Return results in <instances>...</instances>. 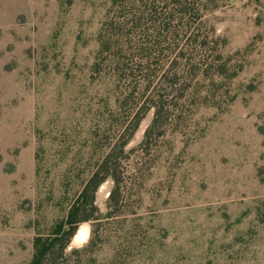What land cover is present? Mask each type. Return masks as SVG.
Returning <instances> with one entry per match:
<instances>
[{
	"label": "rangeland",
	"instance_id": "1",
	"mask_svg": "<svg viewBox=\"0 0 264 264\" xmlns=\"http://www.w3.org/2000/svg\"><path fill=\"white\" fill-rule=\"evenodd\" d=\"M111 1L0 0V264H29L111 151L121 193L100 186L102 220L81 223L58 264H264V0L212 1L216 92L203 81L149 148L146 113L125 156L102 50L133 0Z\"/></svg>",
	"mask_w": 264,
	"mask_h": 264
},
{
	"label": "trees",
	"instance_id": "2",
	"mask_svg": "<svg viewBox=\"0 0 264 264\" xmlns=\"http://www.w3.org/2000/svg\"><path fill=\"white\" fill-rule=\"evenodd\" d=\"M212 1L133 0L126 21L120 16L106 23L102 54L109 61V74L116 75L118 85L123 82L114 95L121 110L123 133L118 141L122 156L146 113H153L142 142V147L149 148L166 135L187 104H197L203 81L213 83L208 93L216 92L215 78L224 74L226 64L220 52L223 39L216 35L213 18L206 17ZM111 2L117 8L123 1ZM108 179L115 183L110 194L113 202L121 193L113 151L93 171L65 220L55 225L51 234L35 237L29 264H58L78 226L102 220L95 198Z\"/></svg>",
	"mask_w": 264,
	"mask_h": 264
},
{
	"label": "bare ground",
	"instance_id": "3",
	"mask_svg": "<svg viewBox=\"0 0 264 264\" xmlns=\"http://www.w3.org/2000/svg\"><path fill=\"white\" fill-rule=\"evenodd\" d=\"M86 237V234L82 231L80 232V234L78 235L79 239H84Z\"/></svg>",
	"mask_w": 264,
	"mask_h": 264
}]
</instances>
